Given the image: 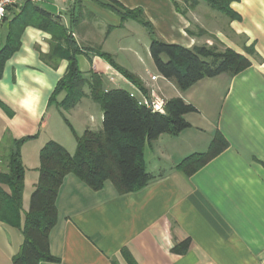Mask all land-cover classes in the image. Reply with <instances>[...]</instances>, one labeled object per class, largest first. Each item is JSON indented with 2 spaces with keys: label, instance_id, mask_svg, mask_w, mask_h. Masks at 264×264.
Instances as JSON below:
<instances>
[{
  "label": "crops",
  "instance_id": "crops-1",
  "mask_svg": "<svg viewBox=\"0 0 264 264\" xmlns=\"http://www.w3.org/2000/svg\"><path fill=\"white\" fill-rule=\"evenodd\" d=\"M37 6L65 26L80 47L100 49L143 84L196 110L185 116L188 129L162 135L146 148L151 181L142 191L121 195L110 182L94 191L68 175L50 234L58 261L41 264H129L127 254L135 264H264V0L234 1V18L203 0H59ZM23 7L9 12L0 49L9 22ZM127 11L141 12L167 44L219 53L229 49L251 66L235 76L205 78L183 92L159 76L150 54L152 36L138 21H123ZM50 40L51 35L27 27L0 79V146L29 138L21 151L25 213L39 180L42 148L54 141L74 154L76 136L88 128L100 130L104 119L100 106L84 98L68 113L72 118L86 108L81 134L68 119L74 133L50 125L55 114L63 117L50 98L68 66L61 61L52 68L41 60L40 53L50 52ZM79 57L80 70L102 76L106 89H132L102 58L91 52ZM219 134L228 142L225 151L191 176L179 169L190 156L206 153ZM7 170L0 162V173ZM23 242L19 229L0 221V264H13Z\"/></svg>",
  "mask_w": 264,
  "mask_h": 264
},
{
  "label": "trees",
  "instance_id": "trees-1",
  "mask_svg": "<svg viewBox=\"0 0 264 264\" xmlns=\"http://www.w3.org/2000/svg\"><path fill=\"white\" fill-rule=\"evenodd\" d=\"M203 1L226 16L236 17L230 8L236 0ZM128 19L138 21L148 30L152 36L150 54L158 72L183 92L205 78L225 73L235 76L251 66L247 58L229 49L219 53L206 47L187 49L167 44L156 37L153 27L141 12L123 13V21ZM27 27L51 35L49 54L40 53L44 63L52 68H57L61 61L68 63L64 76L51 95L50 104H55L61 112H68L82 99L90 98L100 106L104 119L100 130L88 128L83 135L76 136L77 149L74 154L54 141L42 148L39 180L27 213L23 209L26 167L21 151L29 138L1 144L0 162H5L8 170L0 173V221L19 229L24 237L13 264L58 261L51 254L50 234L59 217V191L68 175H75L94 191H100L110 182L121 195L140 192L151 181L145 165L146 148L162 135L177 136L188 129L190 125L185 116L196 111L182 99L175 98L167 102L166 114L153 113L138 105L128 91L107 90L102 76L94 72L86 76L80 70L78 57L81 54L91 52L97 55L137 88L146 91L141 80L119 66L110 55L100 49L80 47L72 33L51 13L32 3H26L22 12L16 14L8 24L7 41L0 49V79L6 63L19 51L21 37ZM86 88L89 89L88 94ZM62 94H65V98L58 102ZM64 119L72 129L67 118ZM227 148L225 138L216 135L206 153L190 156L179 169L191 176ZM175 251L181 252L182 249L176 246ZM124 254H127L126 251ZM126 257L129 264H135L130 255Z\"/></svg>",
  "mask_w": 264,
  "mask_h": 264
},
{
  "label": "built area",
  "instance_id": "built-area-1",
  "mask_svg": "<svg viewBox=\"0 0 264 264\" xmlns=\"http://www.w3.org/2000/svg\"><path fill=\"white\" fill-rule=\"evenodd\" d=\"M59 0H0V29L5 25L9 12L20 8L26 3H32L35 5L47 3V2H57ZM157 76H152V81L157 80ZM114 83V82H113ZM131 90H126L129 96L134 99L138 105L145 107L153 113L166 114L167 102L162 98L156 88H148L147 92L131 85ZM114 89H123L120 85H115ZM109 90V89H107Z\"/></svg>",
  "mask_w": 264,
  "mask_h": 264
},
{
  "label": "rangeland",
  "instance_id": "rangeland-1",
  "mask_svg": "<svg viewBox=\"0 0 264 264\" xmlns=\"http://www.w3.org/2000/svg\"><path fill=\"white\" fill-rule=\"evenodd\" d=\"M4 30H5V28H4ZM4 39V38H3ZM207 48V47H206ZM210 49H212V48H210ZM211 60V59H210ZM79 61H80V65H79V67L80 66H82V60H81V57H79ZM154 62V61H153ZM157 69V68H156ZM153 72L154 73H157L156 72V70L153 68ZM159 76L163 79V80H168V79H166L164 76H162L160 73H159ZM158 77V76H157ZM129 81V80H128ZM130 82V81H129ZM131 83V85H133V86H135V84H133L132 82H130ZM143 84V83H142ZM148 85H145V84H143V87H144V89L146 90L145 92H147V90H148V88H150V86H148ZM137 87V86H136ZM122 90H125V89H122ZM157 92H158V94L162 97V98H164L165 100H166V102H168L169 100H171V99H167L161 92H160V90L159 89H157ZM173 99H175V98H173ZM87 100H89V99H87ZM86 103L87 102H91V104H95V105H93V106H97V108H99V105L98 104H96L95 102H93V101H91V100H89V101H85ZM82 108V107H81ZM85 109L86 108H83L82 109V111L80 112V113H75V115H74V117H72V118H70L69 117V115H68V113H69V111L68 112H62L63 113V117L62 116H60L58 113L57 114H55L54 116H55V118H56V120H53L51 123H50V125L53 127V128H58L59 129V131H61V128L63 129H66L67 130V128L69 127L68 126V124L66 123V121H65V119H64V117H66L68 120H70L71 122H72V124H73V126L75 127V130L77 131V133L79 134H81L82 132V130H80L81 129V127L82 126H84V125H86V121L84 120V112H85ZM77 112V111H76ZM77 114V115H76ZM72 130V129H71ZM68 131V130H67ZM73 132V131H72ZM81 135H83V133L81 134Z\"/></svg>",
  "mask_w": 264,
  "mask_h": 264
}]
</instances>
